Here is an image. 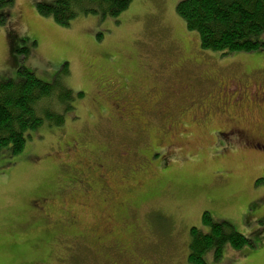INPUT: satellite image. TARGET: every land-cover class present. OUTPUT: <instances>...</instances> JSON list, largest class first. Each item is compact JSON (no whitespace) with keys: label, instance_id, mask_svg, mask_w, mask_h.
<instances>
[{"label":"rangeland","instance_id":"374dc122","mask_svg":"<svg viewBox=\"0 0 264 264\" xmlns=\"http://www.w3.org/2000/svg\"><path fill=\"white\" fill-rule=\"evenodd\" d=\"M178 1L132 0L116 19L81 13L65 25L40 14L36 0H13L10 18L0 24V79H16L25 67L84 94L73 97L62 125L43 124L11 159L1 155L0 264H192L189 230H208L204 211L252 243L225 244L219 261L209 249V264H264V145L253 141L264 139L263 129L260 136L254 128L262 123V104L229 88L227 121L254 128L242 133L223 125L226 115L203 116L192 103L194 120H177L170 145L152 156L140 116L115 104L117 97L142 99L144 82L166 91L177 74L194 78L195 90L175 106L214 93L227 79L264 80V47L226 56L202 49L198 33L177 15ZM152 115L145 112V121ZM121 161L127 169L114 173ZM98 162L106 186L119 195L130 185L142 201L115 214L99 196L104 188L90 184L101 172ZM70 220L85 232L70 231ZM93 229L101 236L117 230L121 242L100 241Z\"/></svg>","mask_w":264,"mask_h":264},{"label":"trees","instance_id":"16d2710c","mask_svg":"<svg viewBox=\"0 0 264 264\" xmlns=\"http://www.w3.org/2000/svg\"><path fill=\"white\" fill-rule=\"evenodd\" d=\"M131 2L36 0V9L44 16H51L56 23L68 25L81 13L116 19ZM13 5V0H0V24L10 18ZM175 6L185 27L198 33L202 49L226 56L264 47V0H179ZM83 94L81 91L71 94L64 84L37 78L25 67H19L16 79H0V158L6 154L11 159L20 152L31 131L41 125L50 128L62 125L65 113L73 108V97ZM201 215V222L208 230L190 227L189 263L209 264L204 259L209 249L213 250L212 258L219 261L225 244L232 248L252 246L251 240L226 220L214 221L207 211Z\"/></svg>","mask_w":264,"mask_h":264},{"label":"flooded vegetation","instance_id":"af4514ba","mask_svg":"<svg viewBox=\"0 0 264 264\" xmlns=\"http://www.w3.org/2000/svg\"><path fill=\"white\" fill-rule=\"evenodd\" d=\"M171 84L172 85L169 88L170 90L168 89L169 91L168 90L162 91V88L160 90L158 88V85H156L155 83L150 82V84H148V82H144V83L139 84L147 90L144 92L142 89H140L141 96L139 97L142 99L129 100L126 103L121 102V99H119L118 97L116 99L117 102L115 104L121 105V108H123L122 109L123 111L128 110L130 117L136 118L137 115H139L140 119H142L143 124L141 125H143V128L141 129V131H143L144 129L148 137L147 140H149L148 149H150V151L146 150L147 152L146 151L145 152L147 154H150L152 156L153 152L155 153V151L153 150L163 149L162 147L164 145V142H167V145H170L171 143L169 139L170 130L177 120H180L182 122H185L187 120H194V116L192 115V113H194L192 111L193 108L190 107L192 103L194 104L197 103V105L200 106L199 110L201 111L203 116H206V115L214 116L213 113H217V112L221 113V115H226V119L223 125L228 126L229 129L232 131L246 133L247 128H250V129L255 128V131L257 132V134L262 136L261 135L262 129L264 131V115L261 118L262 123L260 126H257L255 124L254 128L252 126L244 127L243 125H238L236 121L235 123H233L232 117H229L230 121H227L228 119L227 114H228V109H229V107H227L228 105L227 103L229 100L228 90L232 85H235L236 87H238L237 89L238 92L240 93L243 92L242 93L243 96L248 95L249 100L256 99L258 102H260V104H262V107L264 109V80H261V79L259 80L256 78V80L247 83L246 81H234L233 79H227V83H223L219 85L214 93H207V92H210L211 90H206L205 93H203L204 95L203 98H200L198 100L189 99V101H186L184 104H179L177 106H175L176 100L183 97L184 94H188L191 97L192 95H194L193 94L195 90L194 78L187 77V76L181 77V75L177 74V76L171 79ZM116 86H117V89L119 90L122 88L121 86H119V84ZM151 110H153L154 113H156V115H152L151 119L146 117V121H145V118H144L145 112L151 111ZM154 118H158L159 120H162L164 118L163 124H165L166 122L167 124L165 125V127L157 125L155 123ZM146 124L149 127H147ZM253 141L257 143L258 145L259 144L264 145V139L262 137H259L257 138V140H253ZM126 151L127 149H125V153H127ZM96 164H97V168H99L101 172L98 173V177H96L95 179L93 178L90 179L91 187L95 189L96 186L99 184L100 187L104 188L101 190L104 191L106 196L101 195L100 193H99V196L103 199V201L106 200L107 198L108 199L107 204H111L112 202L111 204L112 208L117 209V210H114L115 214L122 213L125 210L126 206L129 204L131 205L133 203L135 204L139 201H142L141 192H137L136 189H134L133 187L130 188L129 187L130 185L123 184V186H121V193L119 195L117 194L116 189H114V187L106 186L107 175L105 174L106 169L104 168V164H102L101 162H98ZM127 165L128 164L125 161H121L120 164L115 166L113 170L114 173L123 171V168L127 169ZM123 179L127 180L126 175L123 176ZM77 223L78 222L75 220L69 221V224H70L69 228L71 229V231H74L75 233H84L85 231H83L81 228L79 229L77 228L76 226ZM64 224H63V227H65L67 223L65 224V226ZM92 231H93V235L99 238L100 241L101 240L105 241L107 239H110V240L113 239V241H116L118 243L121 242V240L116 237L119 235V232L117 230H112V232H109L108 234H104L103 236H101L102 232L100 231H97V230L95 231L94 229ZM130 242L129 241L124 242L121 250L128 249L130 246L129 245ZM130 255H131V252L126 255L127 261L129 260ZM126 264H129V262H126Z\"/></svg>","mask_w":264,"mask_h":264}]
</instances>
